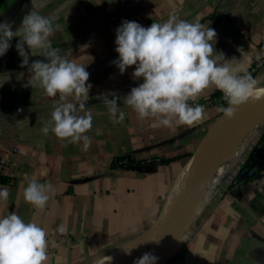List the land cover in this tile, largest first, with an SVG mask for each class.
<instances>
[{
    "label": "crops",
    "instance_id": "1",
    "mask_svg": "<svg viewBox=\"0 0 264 264\" xmlns=\"http://www.w3.org/2000/svg\"><path fill=\"white\" fill-rule=\"evenodd\" d=\"M42 15L54 17L49 39L61 55L86 66L93 87L87 100L93 127L91 145L68 144L52 132H41L57 97L31 87V74L21 67L18 38L0 57V217L15 211L25 222L47 231V264H97L145 235L161 214L187 163L219 119L205 109L206 119L193 126L159 125L140 119L122 98L143 82L134 66L121 74L113 63L116 29L122 21L144 27L176 15L199 20L217 33L215 48L248 69L262 52L264 0H38ZM31 8V7H30ZM32 9V8H31ZM27 49V46H25ZM239 49H241L239 51ZM33 53L30 59L37 57ZM29 59V60H30ZM18 63V67L7 69ZM264 87V69L256 76ZM206 89L196 100L213 95ZM120 97L125 120L113 123L101 97ZM76 102L74 97L70 98ZM259 129L244 148L222 165L204 189L175 255L167 264H264V171L238 191L233 181L262 137ZM123 160L128 164L122 165ZM169 160V163L165 161ZM30 179L50 184L43 210L25 202ZM63 224L64 233L57 231ZM139 239V240H140Z\"/></svg>",
    "mask_w": 264,
    "mask_h": 264
},
{
    "label": "clouds",
    "instance_id": "2",
    "mask_svg": "<svg viewBox=\"0 0 264 264\" xmlns=\"http://www.w3.org/2000/svg\"><path fill=\"white\" fill-rule=\"evenodd\" d=\"M33 8L24 15L15 27L7 18L0 20V57L15 45L21 67H27L31 87L42 89L49 97H59L52 106L50 119L41 132H52L68 144L83 142L85 150L91 145L88 133L93 127V112L86 106L90 90V73L86 66L70 60L53 47L49 37L54 33V17L42 15L38 0H31ZM217 33L205 27L199 20L189 22L176 15L162 23L153 22L144 27L135 21H122L116 29L115 52L118 60L113 61L120 73L134 66V79L143 82L131 88L122 98L123 105L132 108L140 119L156 118L159 125L193 126L206 119L205 107L191 104L206 89L215 87L223 96L227 106L219 105L217 112L226 120H232L240 106L251 101L264 100V87L257 78L240 66L235 57L226 59L222 51L215 48ZM27 46V49L26 47ZM241 49H239L240 51ZM45 59L34 60L30 56ZM264 53L257 55L260 60ZM74 97L76 102L70 98ZM113 123L120 124L126 113L118 104L121 98L113 95L101 97ZM52 186L30 179L23 190L26 203L43 210L49 199ZM179 192V188H177ZM10 190L0 188V201H7ZM58 232L64 233L61 224ZM47 231L34 221L25 222L15 211L0 217V264H47ZM131 254V248L124 249ZM103 256L99 264L111 261ZM159 257L145 252L133 264H157Z\"/></svg>",
    "mask_w": 264,
    "mask_h": 264
},
{
    "label": "water",
    "instance_id": "3",
    "mask_svg": "<svg viewBox=\"0 0 264 264\" xmlns=\"http://www.w3.org/2000/svg\"><path fill=\"white\" fill-rule=\"evenodd\" d=\"M30 3L31 0H17L0 16V20L7 18L13 22ZM44 59L42 56H37L30 59L29 64L34 60L43 61ZM256 117H264V100H250L247 104L240 106L232 120H226L222 114L209 130L202 144L179 176L158 219L145 234H149L151 237L148 252L159 257L157 264H167L179 248L188 222L186 212L213 151L228 133L235 129L239 121ZM177 188H179V192H177Z\"/></svg>",
    "mask_w": 264,
    "mask_h": 264
},
{
    "label": "bare ground",
    "instance_id": "4",
    "mask_svg": "<svg viewBox=\"0 0 264 264\" xmlns=\"http://www.w3.org/2000/svg\"><path fill=\"white\" fill-rule=\"evenodd\" d=\"M263 118L264 117H256L239 121L235 129L228 133V135L218 144L210 156L196 186L193 200L186 212L187 219L191 217L204 189L220 166L234 159L237 152L241 149L247 139L262 124L264 120ZM139 239L108 255L107 257H111L112 259L111 261H106L105 264H133V261L136 258H139L143 253L148 252L151 237ZM128 248H131L130 255L126 254L124 250ZM97 264H99V262Z\"/></svg>",
    "mask_w": 264,
    "mask_h": 264
},
{
    "label": "built area",
    "instance_id": "5",
    "mask_svg": "<svg viewBox=\"0 0 264 264\" xmlns=\"http://www.w3.org/2000/svg\"><path fill=\"white\" fill-rule=\"evenodd\" d=\"M262 52L264 53V42L262 43ZM264 69V56L260 60H255L251 66L247 69L254 78ZM223 94L217 91L213 95L206 96L202 100L189 101L191 104H200L205 107V109H216L219 105L227 106L226 102L222 99ZM219 114H221L219 112ZM262 138V137H261ZM261 138L254 145L248 160L245 165L239 170L234 181L233 188L235 191L245 184L248 180L252 179L261 170H264V140ZM128 160H123L122 165L128 164Z\"/></svg>",
    "mask_w": 264,
    "mask_h": 264
},
{
    "label": "trees",
    "instance_id": "6",
    "mask_svg": "<svg viewBox=\"0 0 264 264\" xmlns=\"http://www.w3.org/2000/svg\"><path fill=\"white\" fill-rule=\"evenodd\" d=\"M5 1L6 0H0V9L2 8V6L4 5V3H5ZM17 1V0H16ZM15 1V2H16ZM14 2V3H15ZM13 3V4H14ZM12 4V5H13ZM31 4V3H30ZM30 4L29 5H27L25 8H24V10L20 13V15L12 22L13 23V25H14V29H15V27H18L19 25H20V23H21V21H22V19H23V17H24V15L25 14H27L28 12H29V9H30ZM9 9V8H8ZM8 9H6V10H4L1 14H0V16L4 13V12H6ZM18 63H15V64H13L12 66H8L7 67V69H11L12 67H15V66H17L18 67ZM221 115H222V113H221ZM264 140V133H263V135H262V138H261V141H263ZM166 163H169L170 161L169 160H167V161H165ZM222 167V166H221ZM220 167V168H221ZM219 168V169H220ZM219 169H218V171H219ZM264 170H261L259 173H257L253 178H259V177H261V174H262V172H263Z\"/></svg>",
    "mask_w": 264,
    "mask_h": 264
},
{
    "label": "rangeland",
    "instance_id": "7",
    "mask_svg": "<svg viewBox=\"0 0 264 264\" xmlns=\"http://www.w3.org/2000/svg\"><path fill=\"white\" fill-rule=\"evenodd\" d=\"M15 1H16V0H6L5 3H4V5L2 6V8L0 9V14H1L4 10L10 8V7L12 6V4H13ZM30 7L33 8L32 2H31V4H30ZM31 8L29 9V12L32 10ZM263 127H264V121H263L262 124L259 126V128L256 129V130L251 134V136L247 139V141L244 143V145L241 147V149L244 148V147L246 146V144L249 142L250 138H252V136H254V134H256L257 131H258L259 129L263 128ZM241 149H240V150H241ZM240 150H239V151H240ZM239 151H238V152H239ZM238 152H237V154H238ZM237 154H236V155H237ZM223 165H224V164H223ZM217 172H218V171H217ZM215 175H216V173H215ZM215 175L213 176V178L215 177ZM213 178H212V179H213ZM212 179H211V180H212Z\"/></svg>",
    "mask_w": 264,
    "mask_h": 264
}]
</instances>
